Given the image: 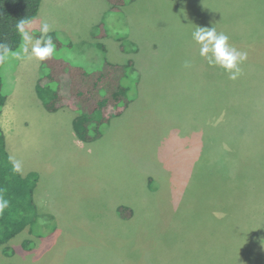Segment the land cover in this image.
<instances>
[{
	"label": "rangeland",
	"instance_id": "obj_1",
	"mask_svg": "<svg viewBox=\"0 0 264 264\" xmlns=\"http://www.w3.org/2000/svg\"><path fill=\"white\" fill-rule=\"evenodd\" d=\"M112 5L42 0L25 27L34 44L47 23L72 64L128 67L130 103L100 139H78L75 111L44 108L32 45L5 56L0 130L38 182L0 264H264V0ZM197 26L247 52L236 80L200 56Z\"/></svg>",
	"mask_w": 264,
	"mask_h": 264
},
{
	"label": "trees",
	"instance_id": "obj_2",
	"mask_svg": "<svg viewBox=\"0 0 264 264\" xmlns=\"http://www.w3.org/2000/svg\"><path fill=\"white\" fill-rule=\"evenodd\" d=\"M107 1L118 12L130 0ZM41 3L42 0H0V46H4L0 47V116L7 102L1 75L5 56L19 49L23 36L17 25L24 21L27 26L33 21L40 12ZM48 35L55 52L41 60L37 95L48 112L68 108L77 113L73 129L79 140L89 143L100 139L111 116L121 115L130 103L128 89L121 82L128 76V67L105 61L100 67L89 70L72 64L56 52L63 46L56 33ZM37 177L35 173L23 177L14 171L6 151L5 136L0 130V195L9 201V207L0 215V246L26 229L31 221ZM119 209L123 216L131 217L132 212L127 207Z\"/></svg>",
	"mask_w": 264,
	"mask_h": 264
},
{
	"label": "clouds",
	"instance_id": "obj_3",
	"mask_svg": "<svg viewBox=\"0 0 264 264\" xmlns=\"http://www.w3.org/2000/svg\"><path fill=\"white\" fill-rule=\"evenodd\" d=\"M19 31L22 33L24 40L23 51L28 53V45H32L31 52L39 60H45L53 55L55 52V45L51 36L48 35L50 26L45 23L42 26V35L37 38L33 44V38L27 31H25V23L21 21L17 25ZM192 39L200 45V56L207 59L209 65L220 66L228 74L229 78L236 80L241 74L240 65L247 60V52L238 50L230 43L228 35L220 32L218 33L215 27H196L192 32ZM43 41V43L41 42ZM4 47V46H0ZM7 49L5 48V51ZM185 68L191 67V62L186 60ZM13 169L16 172L21 171L19 162H13ZM9 207V201L0 195V215Z\"/></svg>",
	"mask_w": 264,
	"mask_h": 264
},
{
	"label": "crops",
	"instance_id": "obj_4",
	"mask_svg": "<svg viewBox=\"0 0 264 264\" xmlns=\"http://www.w3.org/2000/svg\"><path fill=\"white\" fill-rule=\"evenodd\" d=\"M31 22H32V21H31ZM31 22H30V23H31ZM30 23H29V24H30ZM25 27H27V26H25ZM72 124H73V122H72ZM73 130H74V129H73ZM188 186H189V183H188ZM183 196H184V193H183ZM34 197H35V199H36V189H35ZM114 206H115V205H114ZM120 206H121V205H120ZM45 208H49V207H48V206H45ZM46 213H47L49 216H51V217H55L54 214H53L52 212H49V211H48V212H46Z\"/></svg>",
	"mask_w": 264,
	"mask_h": 264
}]
</instances>
